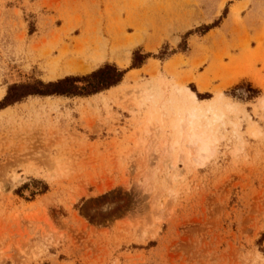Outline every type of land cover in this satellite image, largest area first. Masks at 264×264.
Wrapping results in <instances>:
<instances>
[{
	"label": "rangeland",
	"instance_id": "1",
	"mask_svg": "<svg viewBox=\"0 0 264 264\" xmlns=\"http://www.w3.org/2000/svg\"><path fill=\"white\" fill-rule=\"evenodd\" d=\"M105 63L0 109V264H264V0H0V100Z\"/></svg>",
	"mask_w": 264,
	"mask_h": 264
},
{
	"label": "trees",
	"instance_id": "2",
	"mask_svg": "<svg viewBox=\"0 0 264 264\" xmlns=\"http://www.w3.org/2000/svg\"><path fill=\"white\" fill-rule=\"evenodd\" d=\"M219 21L203 27V33L218 25ZM190 33V32H189ZM150 54L134 52L130 68L141 66ZM155 57V56H154ZM127 70H120L115 64L105 63L94 71L82 76H66L56 81L11 85L6 95L0 100V109L14 102L20 101L28 95L39 96H90L118 84ZM80 83V84H79Z\"/></svg>",
	"mask_w": 264,
	"mask_h": 264
},
{
	"label": "bare ground",
	"instance_id": "3",
	"mask_svg": "<svg viewBox=\"0 0 264 264\" xmlns=\"http://www.w3.org/2000/svg\"><path fill=\"white\" fill-rule=\"evenodd\" d=\"M186 92L191 97V100L193 101V103L197 104V101H194L195 99L194 94L189 90H186ZM224 105L227 107L231 106L229 103H224ZM194 116H195V113L192 110V111H189L186 116L180 117L179 122L177 124L178 125L177 133H178V136L184 137V139L187 142L186 144L187 151L190 152L191 150H193L195 153V156H194L195 161L200 163L202 157L205 154H208L209 152H211L212 148L210 147V145L213 143L214 138L212 134L208 133L205 130V128L198 129L194 121ZM206 125H209V123H206Z\"/></svg>",
	"mask_w": 264,
	"mask_h": 264
}]
</instances>
